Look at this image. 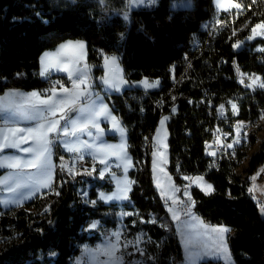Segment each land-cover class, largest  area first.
<instances>
[{
	"label": "trees",
	"instance_id": "trees-1",
	"mask_svg": "<svg viewBox=\"0 0 264 264\" xmlns=\"http://www.w3.org/2000/svg\"><path fill=\"white\" fill-rule=\"evenodd\" d=\"M171 1L155 0L148 10L131 9L130 0H0V94L9 89L46 90L52 79L68 84L63 74L38 76L41 54L65 40L85 42L91 78L98 88L102 62L113 54L120 56L130 83L143 78L160 83L159 89L148 93L130 88L110 96L113 111L127 130V149L133 159L129 201L122 207L86 203L78 186L89 178H65L56 169L52 190L21 207L0 206V264H70L80 245L96 240L84 231L86 224L98 219L106 227L118 228L121 210L126 214L123 232L133 237L143 230L151 237L145 248L147 259L180 255L176 240L159 225L166 211L152 183L146 148L162 116L168 117V172L174 182L182 187L184 177L202 175L213 185L210 194L189 189L196 214L209 224L230 229L227 243L234 264H264V217L249 192L251 176L264 167V120L260 122L264 88L248 86L251 75L264 78V37L252 35L257 25L264 24V0H230L240 7L222 12L214 10L211 0H194L193 8L175 10ZM208 20L210 27L205 29ZM196 41L202 42L200 51L193 50ZM222 58L225 64L218 70ZM205 87L215 96L216 105H223V114L213 113L214 108L208 114L201 99ZM236 120L253 123L248 143L214 171L203 157L211 137L207 129ZM255 146L257 150L238 173ZM90 182L91 200L96 198V187L111 190L109 184L92 178ZM151 215L156 221L149 222Z\"/></svg>",
	"mask_w": 264,
	"mask_h": 264
},
{
	"label": "crops",
	"instance_id": "crops-1",
	"mask_svg": "<svg viewBox=\"0 0 264 264\" xmlns=\"http://www.w3.org/2000/svg\"><path fill=\"white\" fill-rule=\"evenodd\" d=\"M211 1L214 10L216 12L226 11L225 9H228L231 3L230 0H221L220 4L217 3V0H211ZM146 2L147 0H145L144 3H138V4H136L135 2L130 3V8L135 9V8L144 7ZM59 74L66 75L68 77L67 87H69L70 85L69 75L65 73H59ZM50 89L48 88L42 91H38V90L24 91L19 89H9L3 92L2 94H0V133H2L3 130L5 129L10 130L8 131L9 138L15 139V142L19 145V147L17 148H6L2 152H0V165H3L0 166V170L2 171V174L0 175V197L2 193L7 197L6 203L3 204L4 206L1 204L0 201V206L3 209L20 207L25 203L31 201L35 196L41 194L42 192L52 190L55 180V173H56L58 161L50 156L49 146H48L49 150L45 154L46 167L42 168V167L34 166L35 164H37V161L35 160L36 152L35 151L24 152L23 149L24 148L36 149L38 146L35 143L34 139L30 138V134L26 132H20L18 130L35 128L38 125H44V130L47 131L48 128H56L57 127L56 122L58 121L59 131L48 132V137L53 133H58L60 135V146L66 152H69L66 150L65 147V145L67 144L66 143L67 140L65 142L61 141V136L63 135V127L65 126V123L67 121L66 119H61V117L63 113L66 114V112L69 111L68 109L70 107V101L66 100L65 104H57L51 111H49L46 105L40 103V100H47L49 96L53 95L52 91H48ZM32 92L41 93L42 95L40 97V100L36 98L29 99L28 94ZM55 98L61 99V97L56 94H55ZM53 103L54 101H49V104H53ZM32 105H35V107H32ZM75 105H79V104L75 103L74 105L71 106L74 107ZM73 111L74 110H72V112ZM42 112H46V115H49V117L45 119L42 118L40 116L42 115ZM28 116H32L34 118L29 119L27 118ZM14 131L16 132L15 137L12 136V132ZM21 136L23 137V140L20 139ZM153 136H154V132L152 134V139ZM155 142L158 143L157 141ZM106 143L105 145L108 146ZM110 145L114 146L113 144ZM78 148L81 149V147L79 146ZM69 153L75 154L80 157L88 158L93 162H95L99 166V172L96 175V177L92 179L99 181L101 183L105 182V184H109L111 186V190L115 187L114 182L118 184L119 189H123L126 187L125 181L130 182V184L127 185L129 190H127L126 193L123 192V196L124 195H126L127 197L129 196V193L133 185V179L130 177V175H128V172H130L133 169V159L131 166L126 167L127 178H124L121 175L122 168L120 167V162H118L117 160L118 154L115 152H112L113 155L109 157V160L107 162L105 161L104 158L91 156L89 151L87 150H85L84 153H80V154L79 152H75V151ZM162 154L163 151L161 153L155 154L158 157H160L158 158L159 160L156 161L164 162L168 166L169 154L167 158H161ZM123 155H125L124 152ZM12 157H19L20 167H8L6 165L5 161H7L8 163H17V161L11 159ZM102 172L103 175H101ZM184 180L185 183L182 187L186 190V195L188 198L190 197L189 189L195 186L189 184L188 183L189 180L185 179V177ZM44 184H47L48 186L45 187L43 186ZM82 184L84 187H86L85 185L87 184L88 189H90L93 186V183L90 182V180L83 181ZM17 185H21V186L17 187ZM10 188H15L16 190L9 191ZM99 189L100 187L95 188V192H96L95 199L91 200L88 196L87 201L84 200V202L89 204H94L95 202L100 201L104 204H111V203L121 204L120 202L117 201H112V202L102 201L99 196V193H97ZM154 189L160 198H165L158 193L155 186ZM177 201L174 202L169 207V209H172L171 211L169 209L167 210L165 206L164 208L170 220V224L173 225V222H177V224H179L181 221H183L182 223H184L185 231L181 233L182 235H180V238H176L180 250V257L182 258L184 257L185 251L187 252L188 256L191 255L193 249H195V247L193 246L197 244V238H198L201 241L200 244L201 248L204 247V248H208V250H212L211 253L206 254L209 260L221 261L222 263L224 262V260H229L231 256V252L229 249V245L227 243V236L230 233V229L223 225H214V227L208 228L201 224L200 218L198 217L197 214H195L196 216L190 215L187 218L181 217V212L177 206ZM193 203L194 202L192 201L191 204ZM171 216L173 217L177 216L178 219H174ZM93 223L96 224L95 228L90 227V225ZM160 225H162L163 229L166 230V228H164L162 221H160ZM221 226L229 229V231L223 233V240H221L220 235L218 233L212 231L213 228H219ZM197 227L201 228L200 232L196 231ZM105 229L109 230L108 234L103 235V237L99 239V232L103 234L104 233L103 230ZM110 229L111 228L104 226L102 222L98 219L90 220L84 227V231L87 232L88 235L94 236L96 240L93 242V244L84 243L80 245V253L71 259L70 264H125L124 263L125 253L121 252V248L119 246L121 237L119 236L118 238L115 237V235H112ZM112 245L116 246L115 257H119V260H115L114 257L109 256L107 254V249H109ZM98 247L101 248L100 250L101 252L99 255L97 254ZM82 253H84V255L81 261L75 260V258L79 257ZM101 258H105V260H102Z\"/></svg>",
	"mask_w": 264,
	"mask_h": 264
},
{
	"label": "rangeland",
	"instance_id": "rangeland-1",
	"mask_svg": "<svg viewBox=\"0 0 264 264\" xmlns=\"http://www.w3.org/2000/svg\"><path fill=\"white\" fill-rule=\"evenodd\" d=\"M194 5H195L194 0H172L170 2V8L172 10L191 9L194 7ZM232 5H234V3L231 2L228 9L236 8V7H233ZM129 6H130V2H129ZM254 29H256V34H254L252 30V35L259 36V28H254ZM68 41H73V42L81 41L84 44V48L82 50L72 49V48L66 49L64 52V55L66 58L71 59V60H75L79 58L80 62L78 64H73L72 69L73 71L77 69L79 70L77 72V75H79L82 79L85 80L87 87H85L84 85L75 87L72 83V80H70L69 87H67L68 84L63 85L64 88L69 89L70 91L64 92L61 89L60 87L61 85L59 84L58 80L52 79V83L49 89L55 87V94L60 96L61 99L66 98V97H72L75 99L78 97V99L81 100V103L79 105H75L74 107H72L71 106L72 104L70 103V107L74 111L72 112L71 110V111L66 112V114L63 113L62 115L65 117L67 121H73V120L76 121V128L74 129L76 131V135L75 136H65L63 134L61 136V141L65 142L67 140L66 143L69 147H78V146L81 147L79 154L84 153L85 150H87L89 151L91 156L104 158L106 162L109 160V157L113 155L112 152L117 153L118 154L117 160L118 162H120V167L122 168L121 175L124 178H127L126 167H129L128 161H130L132 164V156L128 153L127 147H126L127 146V130L125 129L120 119L117 118V115L114 113L113 107L110 104V96L122 94L125 90L130 89V88H139L145 93H148V92L159 89L160 83L157 79H147V78H143L136 82L130 83L125 78L124 69L121 65L120 60L115 57L116 58L115 67L109 64L107 68L105 67V58H104L102 62L103 77L101 79V86L98 88L96 85V82L91 78L92 68L87 62L86 44L82 40H65L61 42L55 49L47 50L43 52L39 60L41 61V57L44 55V53L55 52L61 44H65ZM107 57H114V56L109 55ZM52 62L53 61L51 60L49 61V63H52ZM64 66L65 65L63 64L61 65V67H64ZM40 70H41V63H40V67L38 70V76L42 79H48L53 74H59V73L68 74L67 72H64V71L52 69L50 70L47 76L42 77L39 74ZM106 72H107V76H106ZM104 79H108L109 84H105ZM143 81H147L150 84L155 83V86L145 87L144 83H142ZM110 85H117L118 87H113ZM250 85H252L251 82H250ZM87 96L89 97L87 98ZM233 104L234 103H231L232 110H234L232 107ZM101 105L106 106L107 113L103 112ZM40 116L44 119L49 117V115H46V112H42V115ZM112 117H115L116 120L119 121V126L123 128L124 130L123 133H121L117 128H114L113 125L115 121H113ZM165 117L167 116H162L159 119L158 124L154 131V136H153V139L157 141L163 149V154L161 158H167L169 154L168 152V130L166 126L168 117L166 120H164V123L161 124V121ZM93 121L95 125L97 126H93ZM68 126H69L70 131L73 130L71 128L70 123ZM263 127H264V124H263ZM263 130L264 129H262L261 131ZM258 136L261 137L262 132H260ZM105 143L108 146H106ZM110 144H113L114 146L123 145L124 147L123 148L109 147L111 146ZM88 145H90V147H88ZM257 148L258 147L255 146V148L248 151L246 155V161L237 170L238 173L242 172V170L247 164V159L250 158V156L257 150ZM123 152L126 155L127 159L124 158L125 155H123ZM158 158L160 157H158L157 155H154V153L151 155L150 164H151L152 183L154 184L153 186H155L158 193L168 200V203L165 205V208L168 210L169 207L174 202L180 199L181 186L177 185L174 182L173 177L168 172L167 164L164 162L156 161V160H159ZM57 169L60 171V173H62V175H64L65 178L66 176L76 173L73 170L69 171V168L67 167H62L61 163L59 162H57ZM79 173L81 174V172ZM128 175H129V172H128ZM87 177L89 178V180L91 179V176H87ZM189 177L196 178V177H203V176L196 175V176H189ZM253 177H255V179H252ZM203 182L205 184H210L213 188L212 183L207 181L204 177H203ZM102 183H105V182H102ZM188 183L191 185H194L195 187L201 190V187L199 186V182L193 183L191 180H189ZM114 185L115 187L110 191H108L107 189H104L103 187H100L101 190L99 189L97 193H99L101 200L105 202L117 201V202H120L121 204L128 202L129 197H127V199H124L123 192L121 191V189H119L118 184L114 182ZM85 186L86 187H84L83 184L80 183L78 186V189H79L80 195L82 196L81 198L87 201L89 193H90V189L87 188V184ZM249 189H252V191L249 190V192L252 198L254 199V201L257 202L260 208L264 209V167H261L255 175L251 176ZM165 192L167 193V195H162V193H165ZM202 192L206 194V191H202ZM208 193H212V191ZM102 194L104 198H102ZM107 197H112V199H107ZM6 199L7 197L3 195L2 193L0 197V201L2 205L6 203ZM120 207L122 206L120 205ZM193 207H194V203L188 204L187 212H186L187 215L185 216L181 215V217L187 218L190 215H195L196 213L194 212ZM124 218H126V214L125 212H122L121 210L118 213V219L120 220L119 222L120 225L118 226V228H116L115 237H118V238L119 236L121 237V232H123L122 229L124 225L123 224ZM160 221H162L164 228H166L176 238H180V235H182L181 233L185 231L184 223H182L183 221H181L179 224H177V222H173V225H172L170 224V220L166 213L160 216ZM200 222L202 225L208 228H212L215 225V224H209L203 221L201 218H200ZM200 230L201 228L199 227L196 228V231L200 232ZM103 232H104L103 234L99 232V239H101L103 235L108 234L109 230L105 229L103 230ZM200 244H201V241L197 238V244L193 246L195 247V249H193L191 255L188 256L187 252L185 251L184 257L182 258L179 256L176 264H201L202 262L208 261L209 258L207 257L206 254L211 253L212 250H208V248H204V247L201 248ZM132 245H133V242L131 240H124L122 238L120 239L119 246L121 248V252L126 253L132 247ZM100 250L101 248L98 247V251H97L98 255L101 252ZM83 255L84 253H82L79 257L75 258V260L81 261V259L83 258ZM223 264H234L232 255L230 256L229 260H224Z\"/></svg>",
	"mask_w": 264,
	"mask_h": 264
},
{
	"label": "built area",
	"instance_id": "built-area-1",
	"mask_svg": "<svg viewBox=\"0 0 264 264\" xmlns=\"http://www.w3.org/2000/svg\"><path fill=\"white\" fill-rule=\"evenodd\" d=\"M153 6V3H146L144 7L146 9H150ZM263 24V23H261ZM260 25V24H259ZM210 27V21L208 20L203 24V28L207 29ZM259 34L261 37H264V28H259ZM202 47V42L196 41L193 45V50L200 51ZM112 56L120 59V56L113 54ZM225 64V59L222 58L218 63L217 67L220 70ZM230 80V77H226ZM257 79L256 83L252 86L254 90L261 87L264 84V78L261 76L251 75V80L253 82L254 79ZM237 79V77H235ZM60 85H64L63 82H59ZM184 93L180 92V96H183ZM132 96V95H131ZM214 97L210 94V91L207 87L203 89L202 93V103H206L209 108L208 114H212L211 108H214L213 113H218L219 115L223 114V108H221V104H217L214 101ZM88 98V97H87ZM160 101V100H159ZM158 101V103H159ZM77 104L81 103V100L76 102ZM140 111H143V108H139ZM171 109V108H170ZM264 116L261 114V121H263ZM259 122V123H260ZM254 129V125L251 121L248 120H236L232 123L227 121L224 122L223 125L217 126L215 128H208L207 131L210 132V139L205 142V149L203 152V157L208 160L210 167L214 171H218L221 166V162L229 155H235L237 151L243 148L245 144L248 143V139L250 133ZM51 143L48 145L50 149V156L57 160L61 165L75 171V174L69 175L70 177H76L79 175L82 176H91V178H95L99 172V166L88 158L79 157L72 153L66 152L60 146V135L58 133H53L49 137ZM231 145V147H229ZM146 148L148 154L151 156L153 153H161L163 151L160 144L156 143L152 139V135L146 140ZM214 153V154H213ZM81 172V174L79 173ZM79 173V174H78ZM180 199L177 201V206L181 212L182 216L186 215L187 212V195L186 190L181 187L180 190ZM160 202L162 206H165L168 203L166 198H160ZM156 221L154 216H150L149 222ZM160 225V221H159ZM162 226V225H160ZM166 231L170 233L167 229ZM110 232L112 235H116V229L111 228ZM171 234V233H170ZM119 235V234H118ZM172 235V234H171ZM176 240V237L172 235ZM121 238L124 240H131L133 242L132 247L125 253V264H176L177 259L180 255L175 252L168 258L161 257L159 255L149 257V259L145 256V248L150 241L151 237L147 236V234L143 230H138L135 236L131 237L128 235V231L121 232ZM177 243V241H176ZM105 260V258H101Z\"/></svg>",
	"mask_w": 264,
	"mask_h": 264
},
{
	"label": "snow or ice",
	"instance_id": "snow-or-ice-1",
	"mask_svg": "<svg viewBox=\"0 0 264 264\" xmlns=\"http://www.w3.org/2000/svg\"><path fill=\"white\" fill-rule=\"evenodd\" d=\"M144 3L145 0H130V3ZM148 3H154L155 0H147ZM217 3L220 4L221 0H217ZM233 7L239 8L240 5L239 4H234L232 5ZM227 10V9H225ZM257 28H264V24H260L256 26ZM253 33L256 34V29H253ZM83 49L84 48V44L81 41H68L65 44H61L59 46V48L55 51V52H46L44 53V55L41 57V70H40V76L44 77L47 76L50 72V70L52 69H56L59 71H64L67 72L69 75V79L72 80V83L75 87H79L80 85H84L85 87H87V84L85 82L84 79H82L79 75H77V72L79 71L78 69L73 71L72 69V65L73 64H78L80 62L79 58L75 59V60H71L65 57L64 52L66 49ZM53 61L52 63H49V61ZM65 65L64 67H61V65ZM111 64L113 67H115L116 65V58L115 57H105V67L107 68L108 65ZM106 76H107V72H106ZM258 78L253 80V84L256 83ZM104 83L105 84H109V80L108 79H104ZM142 83H144L145 87H154L155 83H148L147 81H143ZM158 83V82H157ZM113 87H118L117 85H110ZM249 87H251L252 85H248ZM61 89L64 92H69V89H66L63 87V85L60 86ZM261 87H264V84L261 85ZM48 91H52L53 95L49 96L47 98V100H40L41 97V93L38 92H32L28 94V98H36L38 100H40V103L43 105H46L48 110L51 111L55 105L57 104H65L66 100L70 101V103L72 105H74L76 103V99L77 98H72V97H66L64 99H56L55 98V87H53V89H50ZM49 101H54L53 104H49ZM32 107H35V105H32ZM233 109L235 110L236 105L233 104ZM101 108L103 109L104 113H107V108L104 105H101ZM221 108H223V105L221 106ZM69 111H71V107H69L68 109ZM99 114V113H98ZM27 118L31 119L34 118L32 116H28ZM61 119H65L64 116L61 117ZM113 121H115L114 123V128H117L121 133H123V128H121L119 126V121L116 120L115 117H112ZM167 117L163 118V120L161 121V124L164 123V120H166ZM69 123L71 124V128L73 130H69ZM57 127L56 128H48L47 131L44 130V125H38L35 128H28V129H20L18 131L20 132H26L28 134H30V138L34 139L35 143L37 144V148L33 149V148H24L23 151L24 152H36V156H35V160L37 161V164H35L34 166L37 167H46V153L48 152V145L51 143V141L48 138V132H58L59 131V124L58 121L56 122ZM93 126H97L95 125L94 121H93ZM76 128V121H66L65 126L63 127V134L65 136H75L76 135V131L74 130ZM8 129L3 130L2 133H0V152H2L4 149L6 148H17L19 147V145L15 142V139H10L8 136ZM159 131V130H158ZM12 136L15 137L16 136V132H12ZM21 140H23V137H20ZM26 142V141H24ZM66 150L69 152H79L80 149L78 147H69L67 144L65 145ZM88 147H90V145H88ZM109 147H120L123 148V145H119V146H109ZM229 147H231V145H229ZM214 154V153H213ZM155 155V153H154ZM43 158V159H42ZM126 158V155L124 157ZM14 161H17V163H8L7 161H5L6 165L8 167H20V163H19V157H12L11 158ZM129 166H131V162L128 161ZM3 166V165H0ZM62 167H65L64 165H62ZM69 171H71V169H69ZM101 175H103V172L101 173ZM185 179L191 180L193 183H198L199 182V186L201 187L202 191H206V194L208 192L213 191V188L210 184H205L203 182V177H196V178H191V177H185ZM252 179H255V177H253ZM130 184V182L125 181V185L126 187L121 189L122 192H125L128 189L127 185ZM21 185H17V187H20ZM43 186L47 187V184H44ZM159 186V185H158ZM15 188H10L9 191H15ZM250 191H252V189H249ZM162 195H167V193H162ZM102 198L103 194H102ZM124 199H127V196L124 195L123 196ZM170 198V197H169ZM107 199H112V197H107ZM170 211L172 209H169ZM174 219H178L177 216L173 217ZM91 228H95L96 224L93 223L90 225ZM212 231L218 233L220 235L221 240H223V233H226L227 231H229V229H227L226 227H219V228H213ZM126 247V246H125ZM115 245H112L109 249H107V254L109 256L114 257L115 260H119V257H115Z\"/></svg>",
	"mask_w": 264,
	"mask_h": 264
},
{
	"label": "water",
	"instance_id": "water-1",
	"mask_svg": "<svg viewBox=\"0 0 264 264\" xmlns=\"http://www.w3.org/2000/svg\"><path fill=\"white\" fill-rule=\"evenodd\" d=\"M72 113V112H71ZM191 202H192V199L190 198V197H188L187 198V203L188 204H191ZM259 213H260V215L262 216V217H264V209H262V208H260L259 209ZM55 225V221L52 223V226H54Z\"/></svg>",
	"mask_w": 264,
	"mask_h": 264
},
{
	"label": "bare ground",
	"instance_id": "bare-ground-1",
	"mask_svg": "<svg viewBox=\"0 0 264 264\" xmlns=\"http://www.w3.org/2000/svg\"><path fill=\"white\" fill-rule=\"evenodd\" d=\"M69 153V152H68ZM75 155V154H74ZM80 157V156H79ZM83 158H85V157H83Z\"/></svg>",
	"mask_w": 264,
	"mask_h": 264
}]
</instances>
